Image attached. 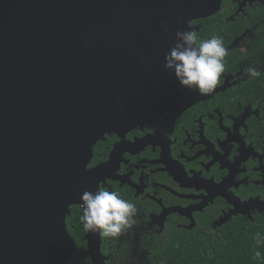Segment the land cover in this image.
Wrapping results in <instances>:
<instances>
[{"label":"water","instance_id":"95a60500","mask_svg":"<svg viewBox=\"0 0 264 264\" xmlns=\"http://www.w3.org/2000/svg\"><path fill=\"white\" fill-rule=\"evenodd\" d=\"M222 2L0 0V264L74 260L67 219L85 190L100 188L104 165L88 168L94 146L195 102L164 56L177 30ZM86 240L92 264H106L101 236Z\"/></svg>","mask_w":264,"mask_h":264},{"label":"flooded vegetation","instance_id":"af4514ba","mask_svg":"<svg viewBox=\"0 0 264 264\" xmlns=\"http://www.w3.org/2000/svg\"><path fill=\"white\" fill-rule=\"evenodd\" d=\"M190 27L197 44L220 35L228 49L216 90L183 111L162 109L149 123L106 134L94 146L88 168L104 165L99 187L138 208L133 230L101 236L106 264H174L167 248L184 246L189 236L205 241L237 219L264 218V0H223L216 14ZM249 64L261 76L249 78ZM248 202L260 205L233 214ZM68 230L92 264L81 222Z\"/></svg>","mask_w":264,"mask_h":264},{"label":"clouds","instance_id":"9594fccd","mask_svg":"<svg viewBox=\"0 0 264 264\" xmlns=\"http://www.w3.org/2000/svg\"><path fill=\"white\" fill-rule=\"evenodd\" d=\"M161 30L167 33L168 28L161 21ZM194 30H177L174 46L164 56V69L173 75L182 89L199 94H211L222 82L226 71L228 49L223 38L214 35L211 39L200 40ZM141 63L149 65L144 59ZM249 78L261 76L260 68L249 64L245 69ZM81 225L85 232L108 238H119L129 233L137 225V206L121 198L115 191L98 188L95 191L85 190L81 195ZM255 243L264 245V237L256 235ZM254 256L259 258L261 252L256 250Z\"/></svg>","mask_w":264,"mask_h":264},{"label":"trees","instance_id":"16d2710c","mask_svg":"<svg viewBox=\"0 0 264 264\" xmlns=\"http://www.w3.org/2000/svg\"><path fill=\"white\" fill-rule=\"evenodd\" d=\"M79 210V207H71V214L67 219L68 228L80 221ZM258 233L264 237V218L255 223L237 219L228 230L214 235L211 239L200 241L189 236L184 246L167 249L174 259V264H264V245L258 246L255 243ZM77 241L79 246L75 258L69 264H90L85 245L81 240ZM256 250L261 252L259 258L254 256ZM160 251L164 250L159 249L158 252Z\"/></svg>","mask_w":264,"mask_h":264}]
</instances>
